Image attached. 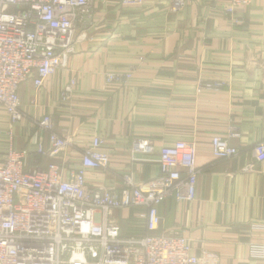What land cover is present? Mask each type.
Here are the masks:
<instances>
[{"label":"crops","instance_id":"crops-1","mask_svg":"<svg viewBox=\"0 0 264 264\" xmlns=\"http://www.w3.org/2000/svg\"><path fill=\"white\" fill-rule=\"evenodd\" d=\"M228 0H186L174 10L172 0H91L90 11L76 23L75 52L68 67L41 88L33 80L19 90L22 120L14 127L15 147L28 154L30 166L61 162L37 153L50 150L49 133L36 125L51 116L54 131L70 139L67 167L80 162L93 137L104 140L110 155L106 171L89 170V189L124 186L155 179L164 146L184 140L197 144L200 171L197 199H167L159 207L158 233L189 238L210 264H264L252 256L264 242V162L254 148L264 141V0L238 10L241 24L227 18ZM109 73L129 74L109 83ZM75 80L64 101V87ZM201 80L222 81L216 92L198 94ZM9 122L0 111V161L7 149ZM229 138L239 150L217 159L212 140ZM136 139L152 142L149 154L133 153ZM144 208L113 212L123 238L146 232Z\"/></svg>","mask_w":264,"mask_h":264},{"label":"built area","instance_id":"built-area-1","mask_svg":"<svg viewBox=\"0 0 264 264\" xmlns=\"http://www.w3.org/2000/svg\"><path fill=\"white\" fill-rule=\"evenodd\" d=\"M220 1V0H214ZM144 0H122L138 5ZM186 0H172L181 10ZM251 0H228L227 18L239 25L238 10ZM91 0H0V111L9 122L7 149L0 161V264H210V257L196 255L192 241L180 233H158L159 207L169 198L178 202L197 199L200 171L197 144L180 140L164 146L159 154V175L136 184L131 175L123 177L121 190L89 189V170L106 171L110 155L104 140L93 137L79 163L67 167L65 159L72 146L69 138L57 134L51 116L36 121L49 133L50 150L42 143L37 153L61 162L46 168L30 166L28 154L15 147L14 127L22 118L19 90L33 80L41 88L52 76L68 67L75 52L76 23L90 11ZM132 73H109V83L125 82ZM225 82L201 80L198 94L219 91ZM75 80L63 89L61 98L70 99ZM212 154L232 159L239 154L229 138L216 136ZM133 153L149 155L151 141L136 139ZM256 161L264 162V141L254 148ZM144 208L146 232L123 238L113 219L115 211ZM256 228L264 231V225ZM251 254L264 260V242L252 245Z\"/></svg>","mask_w":264,"mask_h":264}]
</instances>
